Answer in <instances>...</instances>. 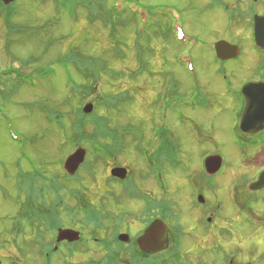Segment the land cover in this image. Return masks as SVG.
Segmentation results:
<instances>
[{
	"label": "rangeland",
	"instance_id": "1",
	"mask_svg": "<svg viewBox=\"0 0 264 264\" xmlns=\"http://www.w3.org/2000/svg\"><path fill=\"white\" fill-rule=\"evenodd\" d=\"M109 1L113 2V0ZM122 1L127 7L135 4L146 8L153 17L154 26L148 30L149 40L147 45H143L144 51L140 57L137 56L135 49L138 44L134 40V23H127L124 18L118 19L114 30L111 31L110 24L105 22L106 18L102 16L109 7L107 3H100L97 19L89 23L85 19L86 11L81 4L76 6L78 9L76 19H69L67 4L72 0H15L13 4L15 10L10 21L16 24L17 30L11 33L3 17L6 8L4 7L0 13V76L3 77V74L9 71L16 72L15 68L28 74L31 66L36 64L49 67L46 69L48 74L45 77L34 79V86L18 85L12 94L9 93V88L14 81L7 84L3 80L0 84V264H78L102 257L103 252H100L101 249L93 241L91 229L94 228L84 225L77 211L72 215L75 218L72 223L71 217L60 209L59 217L61 216L64 225H68L66 227L71 225L79 230L88 241L83 246H76L73 252L62 246L56 253L53 251L49 261H45L41 248L43 245L49 248L55 245L53 233L47 227H43L42 220H36L34 215L37 207L31 206L27 201L26 190H21V187L33 185L29 181L32 167L41 169L47 176L60 175L57 182L64 179L61 162L77 145L72 142L78 136L72 131L75 118L73 114L76 115L73 111L76 110V105L82 106L86 102L91 103V112L87 114L80 112L81 114H103L102 116L109 119L113 125H131L136 128L131 134L135 133L139 136L132 139L130 134L123 136V143L116 141L113 145L102 147L94 145L86 168L79 167L77 176L72 181L65 182L67 186L72 183L75 190L84 187L87 197L85 198L92 205L89 209L102 213V222L105 224L99 232V228H96L99 237L103 235L110 237L112 231L114 232V225L111 226L112 229L107 227L109 219L114 214L110 212L107 216L105 211L116 212L123 218L139 220L141 215L139 201L129 197H137L143 201L142 193L150 191L156 199L150 213L152 216L164 214L165 216L160 217L162 221L164 218L168 224L178 223L188 228L184 230L186 235L182 237L188 246L183 245L180 251L188 255V248L194 250L196 246H201L205 249L203 254L201 253L203 260L216 261L218 252L214 251L212 246L214 241L210 242L208 241L210 237L204 239V234L203 236L199 234L200 228L196 225L194 217L197 219L202 212L192 207L191 184L186 181V177L193 174L209 175L207 171H201L204 152L214 154L219 158L221 165L224 164L222 174L213 176L218 186L207 190L209 204L218 208L215 212L217 226L231 230L236 235V240H240V236L243 235L237 228L248 227L243 217L236 214L234 203L229 200L228 185L233 180L249 177L253 169L250 165L254 151L246 148L237 150L235 137L229 131L236 100L230 91L223 89L219 77L214 73L217 64L214 62V53L210 51L211 47L201 43V40L213 42L221 34L228 36L230 32L226 15L223 11L217 12L216 7L211 6L212 0ZM165 9L169 10L174 26L182 28L189 36L194 34L199 38L200 42L195 43L189 52L192 55L195 73L199 78L202 76L201 94L196 98V103L206 98L209 103L205 107L195 105L183 110L184 114L190 112L201 122L203 129L214 137L206 141L203 139L209 138L202 137L203 141L196 140L194 133L189 129L190 125L187 122L181 123L170 113L167 114V132L164 139L156 140L153 144L156 150L162 153L159 156L161 166L164 160H167L166 153L172 152L174 155L171 159L173 163L163 165L161 178L166 181V200L172 213L177 214L178 217L170 214L166 202H164V210L160 211V196L163 192L153 172L150 170L146 172L144 169L145 164L137 150L140 144L147 149V137L150 133H155L152 130L158 123L157 98L163 76L155 72L160 69L173 74L175 78L172 92L177 98L185 99L190 93L189 77L176 63V57L183 53L185 46L171 39L167 29L168 21L161 18V13L166 12ZM236 38L235 36L234 40ZM238 39L242 40L246 47L249 45V37L245 40L240 37ZM247 48L250 49L249 46ZM70 50L89 59L99 58L95 57L96 55L102 57L100 77L94 79L90 77L88 81L82 80L88 84L89 89L86 92L73 90L72 81L80 84V77L73 72L72 66L68 65L69 76H67L63 64L56 62L58 57L67 56ZM116 50L123 51L124 59L117 57ZM25 59L34 62L23 66L22 61ZM139 66L142 67L141 70ZM9 68L12 69L8 70ZM205 74L209 75L211 81H216L215 88L214 86L213 89L209 88ZM12 75L10 74V77ZM235 77H239V73H236ZM103 94L109 95L108 98H111V101L113 99L115 101L113 104H118L117 107L110 105L104 108L97 104L95 100L98 101L99 97L104 96ZM60 111L66 114L61 120L51 119V112ZM198 134L201 132L198 131ZM168 144L172 148L166 146ZM102 148H105L111 158L100 153ZM86 151L88 154V149ZM114 166L125 167L128 170V182L123 188L119 187L116 178L112 180L109 173L110 168ZM175 179L180 180V189H176L178 186ZM223 181L226 184L224 197L218 194ZM39 183L35 185L40 186ZM131 190H134L133 195L128 194L132 192ZM49 193L45 191L43 201L38 199L37 195L34 196L37 205L49 206L61 196L50 190ZM81 199L82 196L79 200ZM62 200L63 205L70 207L67 213H72L71 208L78 200L67 196ZM135 204H138V210L135 209ZM140 204L142 206V202ZM80 208L84 209L83 206ZM225 212L229 217L224 214ZM26 214H29L28 221L24 218ZM29 220H33V227L27 224ZM165 220L164 223L167 224ZM126 224L119 227L121 230L117 232H124ZM129 225L130 232L134 234L133 222ZM250 226L251 230L255 227L254 224ZM257 233L252 235L255 241L264 238L261 233ZM36 234L41 236L39 240H36L38 239ZM130 237L132 238L131 234ZM190 243L196 245L190 246ZM161 254H168L167 248Z\"/></svg>",
	"mask_w": 264,
	"mask_h": 264
},
{
	"label": "flooded vegetation",
	"instance_id": "2",
	"mask_svg": "<svg viewBox=\"0 0 264 264\" xmlns=\"http://www.w3.org/2000/svg\"><path fill=\"white\" fill-rule=\"evenodd\" d=\"M212 1H214L217 12L223 11L226 15L228 21L227 27L230 32L228 36L227 34H221L214 40L215 43L221 41L228 43L227 47L229 49L227 48V50L229 51L226 53L225 50L222 54L217 52L218 49L213 51L214 62L217 64L214 73L219 77L223 89L230 91L234 96L233 98L236 100V105L232 109V122L229 126V131L230 134L235 137L234 141L237 150L239 148H246L250 150L253 149L254 151L252 156L253 161L250 165L253 169L249 177L247 176L241 180H233L228 185L230 193L229 200H233L236 214L243 217L248 227L241 226L237 228L243 235L240 236V240H236V235H234L231 230H226L223 227L217 226V216L215 212L218 208L210 204L204 207V205H196L193 202L192 207H196L195 209L197 211L202 212V215H199L197 219L194 217L196 225H199L200 228L199 234L201 236L204 234V239L210 237L209 240L207 239L210 242L214 241L212 246H214V251L216 250L218 252V259L216 261L203 260L201 253L205 251V249L201 246H196L194 250L188 248V255L181 252L180 248H182L183 245L188 246V244H185L182 240V237L186 235L184 230H188V228H184L182 224H180L181 226L179 228H176L174 224H168L164 218L163 221H166L167 227L163 239V249L155 252H145L139 247L138 239L144 234L148 225L154 219L160 218V216H152L150 214L151 210L147 213L146 202L144 200L142 201L137 197H129L139 201L138 203L141 207L140 219L135 220L126 217L123 218L125 219L124 221H120L115 225H108V227L111 228L112 225L115 227H123L127 223L125 231H121L128 235L127 241L122 243V246L125 249L131 246L130 248L135 250L137 264H149L158 260L162 261L163 259L160 257L156 260L153 259L155 256H159L166 248L168 253L164 257L167 261L166 264H264V238L255 241L252 236L254 233L258 234L257 232H259L264 237V185L258 189H251L249 187V184L256 181L258 174L264 170V129L250 132V130L259 129L261 124L264 123V49L257 47L254 42L255 33H258L259 36L264 34V27L261 24L262 21H264V0ZM235 36L237 37L236 40H234ZM239 37L244 38V40L249 37L250 42L247 47L249 46L250 49L241 42L242 40L238 39ZM233 45L237 46L238 49L236 50ZM216 54L220 57L217 58ZM236 73H239V77H235ZM214 84L216 87V81ZM201 87L202 81L198 96L201 94ZM206 99L202 101L203 107L209 103ZM197 121V133L198 131H203L207 134H211L203 129L199 120ZM242 122L244 123L242 124L243 130L240 125ZM206 185L207 184H202L201 187H205ZM144 193L148 195L151 204L153 202L155 203L156 199L154 194L150 191ZM81 194L84 198L86 197L85 189L81 191ZM72 199L75 200L73 195ZM140 201L142 202V206ZM75 205L76 201L73 207H75ZM135 206V209L138 210V204H135ZM202 210H204L205 213ZM108 212L109 211H107V213ZM203 220L209 223L206 229V223L203 222ZM121 222H124V224ZM132 222L135 226L134 234L130 232L129 224H132ZM252 224H254L255 227L251 230L252 227L250 225ZM127 231L130 232L132 238ZM193 245L196 244L190 243V246ZM210 250L212 252V249ZM176 254L177 257L174 261L173 255Z\"/></svg>",
	"mask_w": 264,
	"mask_h": 264
},
{
	"label": "trees",
	"instance_id": "3",
	"mask_svg": "<svg viewBox=\"0 0 264 264\" xmlns=\"http://www.w3.org/2000/svg\"><path fill=\"white\" fill-rule=\"evenodd\" d=\"M100 3H107L109 4L107 12H103L104 21L110 24V30L113 31L116 24H117V20L118 19H125V21L127 23H134V26H136L137 24V19L136 16L131 13L130 11H128L127 9H123L122 11L118 10L116 8V6L109 0H72V2L67 4V9H68V14L73 17H76L78 9L76 8L77 5L81 4L83 5V9H85L86 14H85V19L88 20L89 23H92L93 21H95L97 19V11L98 9H100ZM12 5H7V6H3L2 3L0 2V13L1 11H3L2 9L4 7H6V10L3 11V17L6 23V26L9 30V32H14L16 29V24L11 23V19H12V14L14 12V6ZM11 7V8H9ZM148 14H150V11H148ZM150 21L148 22V24L146 25V23H144V27H143V32H146L148 34V30H150L152 28V26H154V22L152 21V18L150 15ZM166 15L164 13H161V18H165ZM138 18V17H137ZM160 18V19H161ZM116 21V22H115ZM146 25V28H145ZM168 32L171 34V28L170 26L167 27ZM135 34H136V29L134 30ZM167 34V33H166ZM141 35L137 34L135 35V42L140 45L141 47L139 48L138 45H136L135 49H136V54L138 57H140L141 53H143L144 51V47L143 45H147V38H145L144 36H142L140 38ZM140 39L142 40V42H140ZM143 43V44H142ZM149 50V49H148ZM150 51V50H149ZM115 53L117 54L118 58L124 59V55H123V51L122 50H116ZM83 54V53H82ZM67 56L65 57H58L56 59V61H62L65 60L66 62H68L66 65H71L72 66V70L73 72L80 77V84H76L75 81H72V88L73 90L77 91V90H82V91H87L89 89V87L87 86V82H83L82 80H86L88 81V79L90 77H96L99 78L100 75L102 74L101 71V63H100V58L102 59L101 56H95V57H99V58H94V59H89L87 57H82L78 55V52L74 53V51L70 50L67 54ZM85 55V54H84ZM32 62L30 59H25L22 61V65H28V64H32ZM140 65V62H139ZM141 66V65H140ZM139 66V69L141 70L142 67ZM46 66H42V65H34L31 66L30 69V73H28V80L27 83L24 79V75L26 76V73H21V71H17V73H15L14 75H12V77H10V71L3 74L4 76H0V84L1 81H5L7 84L10 82L14 81V84L12 85V87L9 88V93H14L17 89L18 85H29L32 86V83H34V79H41L43 77H45L48 74V71L45 69ZM79 73V75H78ZM2 79V80H1ZM86 84V85H85ZM72 90V91H73ZM104 96L99 97L98 101L95 100V102H97V104L102 105L104 108L105 107H109L111 105V107H117V105L113 104V99L111 101V98H108L109 95L107 94H103ZM117 96L120 98V96L117 94ZM119 101V100H118ZM121 103V101L119 102ZM77 107L75 108L76 110L73 111L76 112V115H74V122L72 123L73 127H72V131L76 132V133H80V132H85V131H92L94 133L93 140H96V144L98 143V141L100 143H98L97 145H95L93 143L92 146H103L102 140H106L105 137H103L101 134L105 131H125V132H132L133 129H135L134 127H132L131 125H124V126H117V125H113L110 123L109 119H106L104 116H102L103 114H90V115H84L81 114V109H80V105H76ZM51 115V119L53 120H61L66 114L62 111L58 112V113H50ZM75 133V134H76ZM117 133V132H116ZM119 135H121V139L120 142L123 143V136H129V133H120ZM77 138H75V140H72L73 143L79 144L81 137L76 136ZM165 135L163 136L162 139H164ZM103 138V139H101ZM132 139H135V137L132 135L131 136ZM101 139V140H100ZM82 140H85V138H82ZM98 148V147H95ZM158 158V155H157ZM87 162H90L87 161ZM55 177H59L58 175L55 176H47L45 174V172L41 171V169H34L30 174H29V181L31 184H33L31 187H21V190H26L27 193V201L30 202L31 206L37 207V210L35 212V218L36 220H42L44 219V221L49 222L52 221L54 226H58V223L60 222V217H59V212L60 209L64 210L66 212V214H71V213H67L69 212V207L66 205H63L64 202H62V197H58L56 200H54V202H52L49 206L48 205H42L39 204L37 205L36 200L34 199V196H38L37 198L40 200H44L45 199V194L44 192L47 190H50L54 193H58L59 189L61 191H64L68 193V191L70 192V190H68V187L65 183V177L69 178V176L65 175L64 179H62V181L60 183H56L55 182ZM41 182L39 183L40 186H36L35 183L37 182ZM45 183V184H44ZM36 187H35V186ZM35 187V188H34ZM64 189V190H63ZM20 190V191H21ZM59 201V202H58ZM79 201V200H78ZM86 202V200L84 199V197L82 196V199L80 200V203ZM58 210V211H57ZM160 211H163V209H161ZM29 214L24 215V218L26 219V221H28V216ZM21 216L23 217V214H21ZM162 216H165L164 214ZM92 220L95 222H98L99 220L96 219L95 216H91ZM122 218V216H121ZM34 219V217H33ZM122 220L124 221L125 219L122 218ZM28 225L30 224L31 227L34 226V222L33 220H29V223H27ZM46 226H48V224L44 223ZM37 227V226H36ZM38 231H36L37 233ZM39 234H36V240H39ZM66 247V249H69V251L72 250V246L70 245H64ZM47 245H43L41 250H50V248H47ZM131 246H129L126 250H124V253H127L130 255L129 258L124 257L122 258L118 252L115 253V256L113 257V259L111 260V263L109 264H137L136 261V253L135 250L133 248H130ZM73 252V251H72ZM150 264V263H149Z\"/></svg>",
	"mask_w": 264,
	"mask_h": 264
},
{
	"label": "water",
	"instance_id": "4",
	"mask_svg": "<svg viewBox=\"0 0 264 264\" xmlns=\"http://www.w3.org/2000/svg\"><path fill=\"white\" fill-rule=\"evenodd\" d=\"M4 4H8L14 0H2ZM262 26L264 27V21H262ZM257 35V34H256ZM258 42L263 43L264 45V34H261L260 38L258 37ZM222 45V46H221ZM221 50H226V53L229 51L227 50L225 43L220 42ZM91 103H87L83 110L84 112H90L91 111ZM243 122L241 123V128L243 130ZM245 129V128H244ZM264 129V123L261 124L260 128L257 130H250V132L259 131ZM84 149L83 148H77L73 153L67 156V158L64 161V169L72 174L77 169L78 165L83 161L84 158ZM220 165L219 158L217 156H210L206 159V166L207 171L209 173L214 172ZM112 175H115L117 177H124L125 175V169L124 168H114L111 170ZM264 185V172L260 174L258 177V180L254 182L250 187L252 189L260 188ZM165 230L166 226L165 224L160 220H155L145 231V233L138 239L139 246L142 250L147 252H154L161 250L164 247V236H165ZM125 236V235H124ZM124 236H120L121 239H125ZM78 238V234L76 231L72 229H59L57 234V240H67V241H73Z\"/></svg>",
	"mask_w": 264,
	"mask_h": 264
},
{
	"label": "bare ground",
	"instance_id": "5",
	"mask_svg": "<svg viewBox=\"0 0 264 264\" xmlns=\"http://www.w3.org/2000/svg\"><path fill=\"white\" fill-rule=\"evenodd\" d=\"M205 76L207 77V82L209 83V88L210 89H213V86H214V88H215V84H214V81H211V79L209 78V75L208 74H205ZM176 181H175V183H176V186H178V188H176V189H180L181 188V182H180V180H178V179H175ZM221 188H220V190H219V192H218V194L220 195V196H222V197H224V195H225V190H226V184H225V182L223 181V182H221ZM227 217H229V214H227V212H225L224 213Z\"/></svg>",
	"mask_w": 264,
	"mask_h": 264
}]
</instances>
